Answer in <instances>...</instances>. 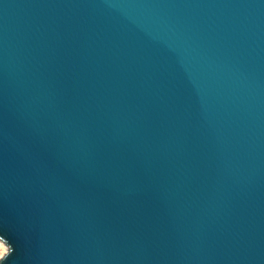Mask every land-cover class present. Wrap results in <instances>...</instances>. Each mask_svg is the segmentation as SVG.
Instances as JSON below:
<instances>
[{"label": "water", "instance_id": "water-1", "mask_svg": "<svg viewBox=\"0 0 264 264\" xmlns=\"http://www.w3.org/2000/svg\"><path fill=\"white\" fill-rule=\"evenodd\" d=\"M3 264H264V0H0Z\"/></svg>", "mask_w": 264, "mask_h": 264}, {"label": "clouds", "instance_id": "clouds-1", "mask_svg": "<svg viewBox=\"0 0 264 264\" xmlns=\"http://www.w3.org/2000/svg\"><path fill=\"white\" fill-rule=\"evenodd\" d=\"M14 251L15 249L12 244L8 242V238L5 235L0 234V264H3V262L7 260Z\"/></svg>", "mask_w": 264, "mask_h": 264}]
</instances>
